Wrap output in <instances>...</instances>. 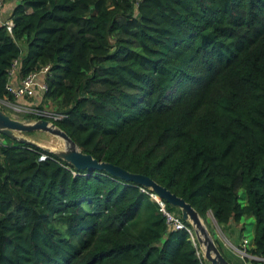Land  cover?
<instances>
[{
	"label": "trees",
	"instance_id": "trees-1",
	"mask_svg": "<svg viewBox=\"0 0 264 264\" xmlns=\"http://www.w3.org/2000/svg\"><path fill=\"white\" fill-rule=\"evenodd\" d=\"M1 1L0 99L15 60L46 67L39 101L82 151L253 218L264 256V0ZM0 136V264H203L149 187Z\"/></svg>",
	"mask_w": 264,
	"mask_h": 264
},
{
	"label": "water",
	"instance_id": "water-1",
	"mask_svg": "<svg viewBox=\"0 0 264 264\" xmlns=\"http://www.w3.org/2000/svg\"><path fill=\"white\" fill-rule=\"evenodd\" d=\"M42 130L47 131L62 139L64 146L52 149L55 154L65 162L80 169H105L123 179L135 181L152 189L154 194L166 202L180 209L181 217L190 222L196 239L210 264H232L221 252L213 236L203 223L199 212L182 196L171 191L166 186L158 183L148 175L139 172H131L115 163L93 157L84 152L77 143L59 126L49 118L17 117L0 107V133L21 142L34 143L42 146L33 139L25 136V132ZM44 147V146H43ZM250 262V261H248Z\"/></svg>",
	"mask_w": 264,
	"mask_h": 264
},
{
	"label": "built area",
	"instance_id": "built-area-1",
	"mask_svg": "<svg viewBox=\"0 0 264 264\" xmlns=\"http://www.w3.org/2000/svg\"><path fill=\"white\" fill-rule=\"evenodd\" d=\"M2 1L0 0V20H2ZM7 23V26L10 28L11 20L7 19L5 20ZM17 60L13 62L12 68L9 71L10 77L13 73H15V66H16ZM47 68L42 67L38 71H33L26 75L25 77L20 79V82L16 84H11L10 81L7 84V89L13 93L15 96V99H9L4 98L0 99L2 103L6 104L8 103L14 110L15 113H23L28 115L19 116L17 114H13L17 117H30V118H38V117H45L49 118V120L54 121V119H58L61 115L59 113L53 112L48 107H41L38 103H33L34 101L40 102V96L42 91L45 88V83L43 81V77L41 75H44V72ZM34 97L33 100L28 101L29 98ZM2 143V138L0 136V144ZM142 190H145L143 187ZM152 190V189H151ZM152 199L156 200L159 205V210L163 213L165 216V221L168 224L169 227L175 228V229H185L189 237L195 246V252L198 256L202 257L203 264H210V261H208L201 249L198 246V241L196 239V235L193 231V226L186 223V221L181 217V214L170 210L167 208L165 200L154 194L153 191L149 192ZM238 247H235L236 252L239 254L241 259L244 260V258H248V261L252 259H259L264 261V256L260 254H254L246 250L244 244L236 245ZM245 262V264H248L250 262Z\"/></svg>",
	"mask_w": 264,
	"mask_h": 264
},
{
	"label": "rangeland",
	"instance_id": "rangeland-1",
	"mask_svg": "<svg viewBox=\"0 0 264 264\" xmlns=\"http://www.w3.org/2000/svg\"><path fill=\"white\" fill-rule=\"evenodd\" d=\"M5 9L9 8V5L7 4L4 6ZM33 96L28 99V101L33 100ZM33 103H38L41 105L40 102L34 101ZM1 104V101H0ZM3 108L10 112L11 114H17L19 116H23V113H15L13 108L8 104H1ZM48 106L50 108L49 104H43L41 107ZM25 136H28L29 138L33 139L37 143L41 144L42 146L52 150L55 148H61L64 146V142L62 139L58 138L57 136L42 130H35L30 134H24ZM203 223L206 225L207 229L211 233V235L214 237H217L221 244L222 249L226 256L233 262L234 264L240 263L242 264L243 261L247 262L248 258L241 259L239 254L236 252L235 247H238L236 245L244 244L246 250L248 251V247L251 246V240L253 235V218L247 217L242 218L239 222H232L229 226H220L215 221L213 215L210 211L206 214V220L202 218ZM244 223V228L242 229L243 237L242 239L239 238L238 229H240L241 224ZM233 230V232H231ZM199 248L201 249L200 245L198 244ZM202 251V249H201ZM203 252V251H202ZM204 254V253H203ZM256 262L254 264H264V261L259 259H254ZM251 263V260H250ZM249 264V263H248Z\"/></svg>",
	"mask_w": 264,
	"mask_h": 264
},
{
	"label": "crops",
	"instance_id": "crops-1",
	"mask_svg": "<svg viewBox=\"0 0 264 264\" xmlns=\"http://www.w3.org/2000/svg\"><path fill=\"white\" fill-rule=\"evenodd\" d=\"M6 4H9V3H6ZM18 82H20V78L17 76L16 73H13V74L11 75V77H10V83H11V84H16V83H18ZM0 101H1V100H0ZM1 104H4V103L1 102Z\"/></svg>",
	"mask_w": 264,
	"mask_h": 264
}]
</instances>
